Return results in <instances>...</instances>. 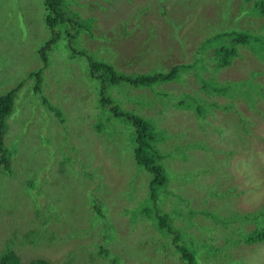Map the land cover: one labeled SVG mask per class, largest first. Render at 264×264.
<instances>
[{
    "label": "rangeland",
    "instance_id": "1",
    "mask_svg": "<svg viewBox=\"0 0 264 264\" xmlns=\"http://www.w3.org/2000/svg\"><path fill=\"white\" fill-rule=\"evenodd\" d=\"M46 1L0 0V95L20 86L5 128L12 165L0 169V257L189 264L150 216L168 214L193 264H264V241L240 235L264 225V56L239 46L218 64L233 32L264 38L256 0H57L53 27ZM91 60L130 76L180 69L112 83L92 77ZM113 108L151 124L167 176L154 198L133 124Z\"/></svg>",
    "mask_w": 264,
    "mask_h": 264
},
{
    "label": "trees",
    "instance_id": "2",
    "mask_svg": "<svg viewBox=\"0 0 264 264\" xmlns=\"http://www.w3.org/2000/svg\"><path fill=\"white\" fill-rule=\"evenodd\" d=\"M46 6L48 14L46 17V22L49 26L53 27L57 21L55 8L57 6V0H47ZM255 12L257 15L264 17V0L255 1ZM251 31V30H250ZM234 34V35H233ZM232 40L229 44L224 45L218 53L220 58L218 60L219 66H228L230 61L238 53L239 46L248 47L252 52L264 56V38H259L258 36L252 34L248 31H235L233 32ZM55 38H52L48 43L47 47L49 48L51 44L55 41ZM180 65L174 66L168 72H161L157 74H142L138 76L122 75L114 70V68L107 62L91 60L90 62V72L92 77H97L98 79L104 80L109 78L112 83H118L120 81H126L132 85L140 84H149L154 81H162L166 79H173L175 74L179 71ZM34 76L37 81L36 89L40 91L41 89V75L42 72L38 71L36 73H31V76ZM19 87L13 88L10 91L6 92L3 95H0V169H10L11 167V156L8 149L5 146V128H6V119L10 116L13 110L14 101L19 90ZM102 102L108 103L109 100L101 98ZM49 108L55 112L57 117L62 121L61 112L49 104ZM113 112L118 116L125 117L133 124V132L135 139V160L136 162L146 168L148 172L152 174V188H150V195L152 198L156 197L157 191L154 186L162 185L167 181V176L165 174V167L162 163V154L158 148L154 145L153 141L155 134L152 130L150 122L138 115L124 113L121 110L113 108ZM150 129V133L148 130ZM150 199V197H149ZM98 208V207H97ZM152 220L155 221L157 228L164 232L167 236L173 237L174 245L176 246L181 258L186 260L189 264L195 262V256L191 253V250L183 242H180V237H175V226L171 223V217L168 214L158 215L151 214ZM247 216V215H246ZM259 216V215H258ZM241 239L246 243L254 244L264 241V225H260L253 232H247L240 234ZM0 264H51L45 258H35L30 260L27 263H23L19 255L13 250L9 249L0 257Z\"/></svg>",
    "mask_w": 264,
    "mask_h": 264
}]
</instances>
